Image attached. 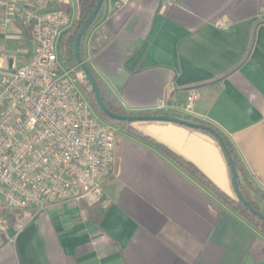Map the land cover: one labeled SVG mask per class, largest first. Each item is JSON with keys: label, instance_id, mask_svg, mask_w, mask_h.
Masks as SVG:
<instances>
[{"label": "crops", "instance_id": "obj_1", "mask_svg": "<svg viewBox=\"0 0 264 264\" xmlns=\"http://www.w3.org/2000/svg\"><path fill=\"white\" fill-rule=\"evenodd\" d=\"M117 1L103 0L86 42L103 85L126 112L162 110L215 128L264 193V0H129L115 9ZM56 8L77 16V0H0V70L28 60L21 14ZM94 36L104 44L91 55ZM190 91L191 116L181 111ZM136 125L152 143L116 133L102 186L110 207L84 197L50 204L20 232L0 227V264H264V236L155 147L235 200L217 141L168 123Z\"/></svg>", "mask_w": 264, "mask_h": 264}, {"label": "built area", "instance_id": "obj_2", "mask_svg": "<svg viewBox=\"0 0 264 264\" xmlns=\"http://www.w3.org/2000/svg\"><path fill=\"white\" fill-rule=\"evenodd\" d=\"M128 2L118 0L114 8ZM21 19L31 24V56L13 70H0V208L25 215L13 224L16 232L50 204L90 197L106 211L111 200L102 186L113 173L116 136L76 86L79 67L59 63L69 14L56 8ZM197 100L190 91L181 111L193 115ZM3 224L10 226L7 214Z\"/></svg>", "mask_w": 264, "mask_h": 264}, {"label": "trees", "instance_id": "obj_3", "mask_svg": "<svg viewBox=\"0 0 264 264\" xmlns=\"http://www.w3.org/2000/svg\"><path fill=\"white\" fill-rule=\"evenodd\" d=\"M95 3H96V0H77V16L74 19V21L72 22L71 26L66 31H64L60 36V39L58 42L57 53H58V58L63 60L65 68H74L77 66V63L75 61L74 54H73L74 40H75V37L77 35V32L79 31V28L81 27L83 22L86 20V18L89 16L91 11L93 10ZM100 13H101V9L98 12L96 18L93 20L91 26L88 28V30L86 31V33L82 36V38L80 40L78 51H79V56L83 61L86 60L85 50H86L87 38L90 35V33L92 32V30L94 29V27L97 25V23L99 21ZM21 29H22V32H23L25 38L27 39V42L30 43L31 42V24L22 25ZM97 38H98L97 36L96 37L94 36L91 40V43H90V54L91 55L95 54L104 44L102 41L97 40ZM86 65L88 66V68L90 69L91 73L93 74V76L96 80V83H97V86L99 89V93H100V96L103 100L104 105L111 112L118 114V115H123V116H130V115L131 116H135V115L162 116V115H165V113H163L162 111L126 112L118 104L116 99L110 94V92L103 85L101 80L97 77V75L94 73V71L92 70V68L90 67V65L87 62H86ZM76 71H80V69L77 68ZM85 83L87 84V87L89 89L88 90V98L91 101V104L90 103L89 104L92 107V109L94 110V112L101 118V120L103 122L107 123L108 125L110 124V125L120 127L122 130H125L126 128H128L126 130V132L129 133L130 135H132L133 137H135L139 140H142V141L152 143L149 138H147V137L143 136L142 134H140V133L132 130L131 128H129V126L131 125L130 123L116 122V121H112V120L108 119L107 117H105V115H103V113L98 109V107L95 103V99H94L93 94L90 91L89 84L87 82H85ZM179 118L188 120V121L193 122V123H199V124H203L206 126H210L207 123L200 122L198 120H194V119H191L189 117H179ZM210 127H212V126H210ZM213 129L216 130L215 128H213ZM217 132L220 135V137L222 138V140H223V142H224V144H225V146L229 152V155L232 159V162L234 164V167H235V170L237 173L238 187L240 189V192L244 196L245 200L255 210H257L258 212H260L264 215V208H262L260 206V204L257 202L259 200L260 202L264 203V193L261 192L255 186H253L251 183L246 182V176H245V172L243 170L242 164H241L240 160L238 159V157L236 156L230 142L219 131H217ZM155 147L158 148L159 150L166 152V154L173 161H175L179 165H182L190 173H192L200 182L204 183L206 186H208L210 189H212L226 204L229 205V207L231 208V210L234 213L238 214L241 218H243L246 222H248L250 225H252L254 228H256L264 236V221L259 220L255 216H253L240 201H238L237 199L233 200V199L226 198L225 196L220 194V192H218V190L214 189V187L211 184H209V182H206L205 178L202 175H200L198 173V171L192 165H190L184 161L179 160L176 155L168 152L164 147L160 146L159 144L155 143ZM95 205H97V204H95ZM0 210L3 211L2 208H0ZM102 212H104V211H102ZM6 214H8V213L6 212L5 215ZM8 216H9L10 225L14 224V217L11 214H8ZM2 219L3 218L1 216L0 220H2Z\"/></svg>", "mask_w": 264, "mask_h": 264}, {"label": "water", "instance_id": "obj_4", "mask_svg": "<svg viewBox=\"0 0 264 264\" xmlns=\"http://www.w3.org/2000/svg\"><path fill=\"white\" fill-rule=\"evenodd\" d=\"M103 0H96L95 6L89 16L86 18V20L83 22L81 27L79 28V31L77 32V35L74 40V45H73V54L75 61L77 63V66L81 70L83 81L87 82L90 87V91L94 96L95 103L98 107V109L107 117L108 119L116 122H124V123H130L132 124H140V123H168V124H173V125H178V126H183L189 129L193 130H198L202 132H206L210 136H212L217 143L219 144L220 148L222 149L223 154L226 157L229 169H230V175H231V181H232V186H233V191L234 194L237 198L238 201H240L247 209L248 211L255 216L257 219L264 221V215L257 210H255L244 198L242 193L240 192V189L238 187V179H237V173L234 167V164L232 162V159L229 155V152L218 134L216 130H214L210 126H206L203 124L199 123H193L188 120L179 118L177 116H170V115H162V116H155V115H135V116H123V115H118L113 112H111L103 103V100L100 96L99 89L96 83V80L91 73L90 69L86 65V60L83 61L80 56H79V44L82 36L86 33L88 28L91 26L93 20L96 18L98 12L100 11L102 7ZM32 53V43L28 44V57L31 56Z\"/></svg>", "mask_w": 264, "mask_h": 264}, {"label": "rangeland", "instance_id": "obj_5", "mask_svg": "<svg viewBox=\"0 0 264 264\" xmlns=\"http://www.w3.org/2000/svg\"><path fill=\"white\" fill-rule=\"evenodd\" d=\"M85 53H87V48H86V50H85ZM59 63H60V65H61V67L65 68V65H64L62 59H59ZM79 72H81V70L78 71V72H76V74H75V76H74V80H75L76 86L78 87L79 91L81 92V94L83 95V97L86 99V101H87L88 103L91 104V101H90V99L88 98V90H89V89H88V87H87V84H86L83 80L80 79V77H79ZM96 115H97V114H96ZM97 116H98V115H97ZM98 117H99V116H98ZM99 118H100V117H99ZM100 119H101V118H100ZM109 125H110V124H109ZM110 126L114 129V132H115V133H118V132L122 131V129H121L120 127H117V126H114V125H110ZM129 128H131L132 130H134V131L140 133L139 130H141L142 126H139V125H136V124H132V125L129 126ZM127 129H128V128H126L124 131L126 132ZM140 134H142V133H140ZM2 209H3V211L0 210V213H3L2 218L4 217L5 213L7 212L8 214H11V215L14 217V223L17 222V221H21V220L23 219V217H25L24 214H21V213H20L19 215H16V214H14V213H12V212H9L8 210H6V209H4V208H2ZM8 214H7V215H8ZM12 225H13V224H12ZM0 226L6 228L5 224H3V219L0 220ZM5 228H4V229H5Z\"/></svg>", "mask_w": 264, "mask_h": 264}]
</instances>
